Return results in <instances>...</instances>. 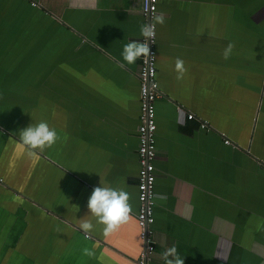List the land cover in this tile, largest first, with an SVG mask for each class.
I'll return each instance as SVG.
<instances>
[{"label":"crops","instance_id":"1","mask_svg":"<svg viewBox=\"0 0 264 264\" xmlns=\"http://www.w3.org/2000/svg\"><path fill=\"white\" fill-rule=\"evenodd\" d=\"M141 8V0H0V66L8 69L0 95L1 85L11 94L18 84H31V99L53 94L71 118L52 127L59 147L77 149L75 176L61 155L28 157L0 130V264H136L144 250L136 221L139 59L128 65L121 56L142 38ZM161 12L151 262L165 264L174 245L184 264H264V0H158ZM1 53L18 55L4 61ZM176 58L187 69L182 79ZM2 100L0 110L8 108ZM38 104L25 114L52 126ZM100 182L127 191L132 207L108 236L85 217ZM84 217L93 223L87 233Z\"/></svg>","mask_w":264,"mask_h":264},{"label":"clouds","instance_id":"2","mask_svg":"<svg viewBox=\"0 0 264 264\" xmlns=\"http://www.w3.org/2000/svg\"><path fill=\"white\" fill-rule=\"evenodd\" d=\"M164 22V14L162 12L156 14L152 21L141 25L140 35L144 38L143 41L130 40L123 46L121 56L128 65L134 64L141 57H150L149 40L155 36L156 25H163ZM234 47V43H229L226 46L223 52L225 60L230 57ZM175 71L178 74L177 79H182L187 71L184 61L180 58L175 60ZM19 139L28 150V154L33 155L37 149L43 151L45 148L52 147L56 143L58 135L56 130L51 128L46 121H40L20 130ZM129 200L130 194L123 188L106 186L100 182V186L94 187L87 201L89 214L85 217H94L99 224L103 225V235L108 236L130 219L132 207ZM85 217L80 219L79 228L87 233L92 231L93 223L91 219ZM83 253L89 257L95 255L94 251L88 248L83 249ZM162 258L165 264H184V258H181L174 245L165 249Z\"/></svg>","mask_w":264,"mask_h":264},{"label":"built area","instance_id":"3","mask_svg":"<svg viewBox=\"0 0 264 264\" xmlns=\"http://www.w3.org/2000/svg\"><path fill=\"white\" fill-rule=\"evenodd\" d=\"M141 12L149 23L157 14L158 0H141ZM33 5L36 2L32 1ZM145 23V24H146ZM142 37L140 41H143ZM156 27L155 36L149 40L150 57L139 58L138 79H139V107L140 124L138 125V163L139 172L137 176V196L139 209L136 213V221L139 226V235L144 241V250L141 252L136 264H152L151 254L154 251V232L152 225L155 220V205L157 192L155 191V165L156 158V117L155 101L163 96L156 79ZM194 114L187 113V118H194ZM200 126L211 129L206 120H200ZM224 143L232 144L228 139Z\"/></svg>","mask_w":264,"mask_h":264},{"label":"rangeland","instance_id":"4","mask_svg":"<svg viewBox=\"0 0 264 264\" xmlns=\"http://www.w3.org/2000/svg\"><path fill=\"white\" fill-rule=\"evenodd\" d=\"M1 54L7 55L3 59L4 61L11 60L13 59L11 57H16L18 55V53H1ZM7 70H8L7 68L0 66V81H2L3 79L2 77L5 76V73L7 72ZM12 72H16V71L12 70ZM29 85L28 86H25L24 84L14 85V88H18V92L11 93V94H7L6 85H1V87H5L3 88L2 91H6V93L0 95V98L3 99L2 104L8 107V108H3L2 110H0V130L6 133L5 134L7 137L6 139H10V141H17L19 144L17 149L22 148V152L27 153L28 157L30 156L28 154V150L20 142L19 131L26 128L32 123L35 124L40 121H44V118L36 117L35 115H32V116H30L29 114L26 115L25 113L27 112V108H30L32 105H37V103H39L40 104L39 108L44 111H48L46 113L50 114L49 120L52 125L50 126L51 128L57 124H65V123L71 124L69 123V121H71L69 114L67 116H64L60 112L58 106L55 105V96L53 94H51V99H49L48 96L46 95V98L49 101H44L45 99L43 100V99H38V98L31 99L30 98L31 93L28 90ZM33 86L38 87L37 84H33ZM50 86H53V85L51 84ZM66 101L71 102L70 99H67ZM46 102L52 103L54 105V108L53 106L47 105L48 103ZM51 108L52 110H50ZM58 112L60 114L59 117L57 116ZM64 120H66L65 123L63 122ZM3 129L6 131H4ZM61 141L62 139L58 135V139L52 147L45 148L43 151L37 149L35 150L34 155L38 154L40 157L46 158V159H49L50 156L56 157V156L61 155V157L67 161L66 165L71 166L75 169V171H72L71 173L72 175H75V173L77 174V165H73V163L77 162V149L72 148V147L60 148L59 145ZM5 168L8 169L9 166L5 165ZM39 168H41V164L39 165ZM66 171H69V170L67 169Z\"/></svg>","mask_w":264,"mask_h":264}]
</instances>
